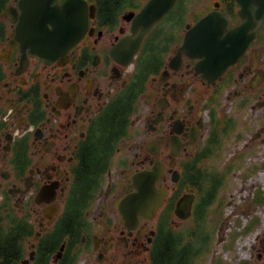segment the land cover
I'll use <instances>...</instances> for the list:
<instances>
[{"label": "flooded vegetation", "instance_id": "1", "mask_svg": "<svg viewBox=\"0 0 264 264\" xmlns=\"http://www.w3.org/2000/svg\"><path fill=\"white\" fill-rule=\"evenodd\" d=\"M149 1L75 0L64 37H80L47 50L24 25L41 9L0 10V242L15 244L11 264H264V0H174L142 29ZM210 11L223 30L205 42L194 30L184 48ZM156 159L162 204L128 225L120 201Z\"/></svg>", "mask_w": 264, "mask_h": 264}, {"label": "water", "instance_id": "2", "mask_svg": "<svg viewBox=\"0 0 264 264\" xmlns=\"http://www.w3.org/2000/svg\"><path fill=\"white\" fill-rule=\"evenodd\" d=\"M24 1L29 5L30 14H33L35 9H41V12L35 20L30 18L24 21V25L37 32V35L33 36L32 39L38 42L37 44L40 50H47L49 43L53 40L64 39L65 45L73 44L78 40L81 33L77 36L64 37L66 30L69 29L73 21L72 14L69 10L74 7L75 0H66L63 5L55 8L49 6L50 0ZM173 3L174 0H150L137 14L135 18L136 26L142 29L148 28L159 20L171 8ZM219 19L223 18L221 16L218 17L215 12L210 11L195 26L188 28L184 48L190 44L189 37L194 30L197 32L200 31L203 34L215 32L214 36L217 38V35L223 30L224 26L220 24L221 27L216 28L215 24ZM49 23L52 25V28H48L47 25ZM206 34L202 35L201 41L205 42L207 38ZM203 47L207 48L205 45ZM150 152L155 153L153 149H150ZM170 166L172 179L176 181L178 180L177 170L172 169L173 162H171ZM163 171L162 163L156 159L150 168L140 170L133 175L132 186L135 189L127 193L119 204V210L128 225L135 226L138 224L140 216L145 219L153 217L154 212L162 204L164 188H158L156 184L160 180ZM191 201V195L184 194L181 196L176 203V215L182 218L188 216Z\"/></svg>", "mask_w": 264, "mask_h": 264}, {"label": "trees", "instance_id": "3", "mask_svg": "<svg viewBox=\"0 0 264 264\" xmlns=\"http://www.w3.org/2000/svg\"><path fill=\"white\" fill-rule=\"evenodd\" d=\"M9 0H0V10L2 8H4V6L6 5V3ZM258 202H264V200H259ZM13 231L18 230L17 228H12ZM3 238H5V236H3ZM161 238V229L158 232V235L156 236L157 240H160ZM170 239H173V237H171ZM0 264H11V260L8 259H12V257L16 255V247L15 244L13 243V241L11 239H7L5 240H1L0 242ZM2 250L6 251V254L8 253L7 257L2 259Z\"/></svg>", "mask_w": 264, "mask_h": 264}, {"label": "rangeland", "instance_id": "4", "mask_svg": "<svg viewBox=\"0 0 264 264\" xmlns=\"http://www.w3.org/2000/svg\"><path fill=\"white\" fill-rule=\"evenodd\" d=\"M207 5H209V0H203V2L199 4L200 7H206ZM261 186H264V185L260 184V187ZM227 200H228V195L224 198V204L226 206V208L224 209L225 212H229V210L231 209V206L227 205Z\"/></svg>", "mask_w": 264, "mask_h": 264}]
</instances>
